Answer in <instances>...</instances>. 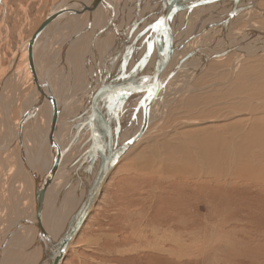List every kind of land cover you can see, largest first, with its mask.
<instances>
[{"label": "bare ground", "instance_id": "bare-ground-1", "mask_svg": "<svg viewBox=\"0 0 264 264\" xmlns=\"http://www.w3.org/2000/svg\"><path fill=\"white\" fill-rule=\"evenodd\" d=\"M58 1L55 9L51 8L47 15L49 18L46 27L39 31L34 42L29 37L26 42L20 44L3 75L4 78L8 72L5 81L3 80L4 89L9 83L22 86L25 73L18 72L21 68H18L21 56L34 49L41 54L39 60L36 53L33 54L32 60L30 59V63H33V58L37 60L32 79L34 87L29 90V99L20 110H28L22 123L24 125L28 120L26 126L21 130V124L19 132L14 131V126L18 129V122H12V113L8 110L5 115L6 129L0 139V145H6L5 149L0 146V158L3 163V151L11 156L9 159L14 158L15 155L11 153L14 142L21 139L25 160L19 159L20 164L18 163L16 172L20 176L18 182H22L24 186L25 180L29 178L28 189L31 191L29 203L17 209L21 222H15L11 228L7 227L8 236L4 241L0 240V264H37V261L38 264H47V257L54 244L52 236L57 237L61 233L72 211L77 208L92 184L96 169L102 163L111 125L117 123V146L126 148L131 137L137 135L145 125H150L158 115L163 114L164 109L180 93L191 89L186 87L187 84L202 74L206 65L234 56L231 65L235 68L248 57L264 53V27L259 22L260 19L264 20V0ZM137 4L141 5V8L147 6L146 10H140V17L136 11ZM52 5L54 6V3ZM157 29H161V32ZM52 40H57V43L55 41L54 45L51 44ZM158 58H167L168 64L154 79L150 71ZM75 65L77 68L81 65L77 73L73 69ZM147 78L149 79L146 84L150 93L147 92V86L139 88ZM175 79L179 82L173 83ZM46 80L49 85H45ZM106 83L112 84V89L97 97V90L99 87L104 89ZM194 89L192 91H195ZM14 94L17 97V94ZM149 94H153L150 102L147 99ZM3 95L0 91L1 102ZM42 100L45 101L44 104ZM98 110L104 112L105 119L101 120L102 122L97 118ZM14 132L17 133L16 140L13 137ZM146 133L148 132L136 138L123 157ZM192 136L191 139L197 144L194 152L180 144L182 138L175 137L176 148L184 163L195 161V164L214 175L218 174V170L224 173L231 163L241 158L247 161H252L253 158L260 160L262 155L255 153L256 149L253 151V148L257 146L264 149V124L253 120L247 121L244 129L240 125L233 126L227 137L220 134L218 136L216 132L203 137ZM262 153L264 155V152ZM161 157L156 152V155L142 158V171L151 174L163 170L165 164L161 165L158 160ZM91 160L95 162L94 167ZM120 161L112 164L110 175ZM158 163L161 166H158ZM169 165L171 166L167 171L172 174L176 171L189 173L188 167L184 168L185 164L178 165L176 161ZM4 166L2 165V168ZM260 167L249 168L245 173L257 174L255 177L264 175V165ZM4 169L9 171L10 168ZM240 170L234 174H243ZM25 212L27 214L23 218L21 215ZM80 230L57 264L63 263L69 249L75 245ZM134 230L131 232L132 239L127 240L119 239L120 237L111 232H104L105 239H101L99 246H96L98 252L109 253L106 239L122 243L130 251H138L140 247L134 242L140 241V237ZM171 238L170 241L175 243L173 239L176 238V243L185 245V252L174 253L171 246L161 245L162 237L158 238L156 235L152 241L157 246L152 244L148 249L167 254L171 264L173 255L178 259V263L188 259L187 236L175 235ZM89 239L91 238L84 239L85 243H88ZM83 243L76 244L81 246ZM129 244H133L130 249Z\"/></svg>", "mask_w": 264, "mask_h": 264}, {"label": "rangeland", "instance_id": "rangeland-1", "mask_svg": "<svg viewBox=\"0 0 264 264\" xmlns=\"http://www.w3.org/2000/svg\"><path fill=\"white\" fill-rule=\"evenodd\" d=\"M57 2L59 3L58 0H0V91L4 93L1 97L3 102L0 101V139L6 129L5 115L8 110L12 113V122L18 120L20 110L29 99L28 92L34 87L32 79L37 59L33 58V63L30 61L33 54H37L38 60L41 54L34 49L32 53L27 52L21 56L18 65V68H21L18 72L25 73L22 86L9 83L4 89L3 80L5 81L8 72L4 78L3 75L15 52L33 35L49 11L55 9ZM146 8L147 6L141 8V5L137 4L139 17L140 10ZM259 22L264 27V20L260 19ZM55 41L51 44L57 43V40ZM232 59L234 61V56L206 65L202 74L192 79L188 83L190 85L187 84L186 87L191 89L180 93L164 109V113L158 115V119L155 121V118V122L147 127L145 132L148 133L138 139L130 149L131 152H127L105 183L103 193L77 236L76 243H84L81 246L75 243L62 264H171L167 254L148 249L152 244L157 246L152 241L155 235L162 237L163 242L157 240L161 241V245L171 246L173 252L178 254L185 252V245L176 243L177 237L173 239L175 243L170 239L175 235L187 236L186 252L189 258L178 263V259L173 255L172 264H264V175L255 177L258 175L245 173L249 168H262L264 149L257 146L253 148V151L256 149L255 153L262 155L260 160L253 158L252 161H247L241 158L231 163L224 173L218 170V174L214 175L195 164V161L184 163L175 144V137L182 138L180 144L194 152L197 144L191 139L192 135L203 137L216 132L218 136L220 134L227 137L233 126L240 125L244 129L247 121L264 124V53L248 57L235 68L231 65ZM80 66H73L76 73ZM12 81L14 83V79ZM175 81L177 80L173 83ZM45 85H49L47 80ZM193 89L195 91H192ZM42 102L44 104L45 101ZM4 145H0L1 149L6 148ZM156 152L162 156L158 160L161 165L165 164L164 169L151 174L142 171L141 161L148 155H156ZM11 153L15 156L9 159L11 156L3 151L2 158L5 163L1 162L0 158L2 241L8 236L6 230L9 227L15 222H21L17 209L29 203L31 194L28 189L29 178L25 180L26 188L22 182H18L20 176L16 172L20 164L19 159L24 158L21 139L14 142ZM167 158L174 159L171 161H177L178 165L185 164L184 168L188 167L189 173L176 171L179 175L177 176L167 171L172 163ZM1 163L3 166L9 163V166L6 164L2 168ZM161 165L158 163V166ZM7 167L10 168L9 171L4 169ZM238 169H241L239 172L243 171V174H234ZM19 193H22V197ZM26 214L25 212L21 216L24 218ZM133 230L140 237V241L134 242L140 247L138 251H130L122 243L106 239L109 253L98 252L96 246L101 239H105L104 232H111L120 237L119 239L127 240L132 239ZM168 232L174 235H169ZM88 237L91 239L85 243L84 239ZM132 245L129 244V249ZM101 246L103 248V244ZM158 254L162 256H155Z\"/></svg>", "mask_w": 264, "mask_h": 264}, {"label": "water", "instance_id": "water-1", "mask_svg": "<svg viewBox=\"0 0 264 264\" xmlns=\"http://www.w3.org/2000/svg\"><path fill=\"white\" fill-rule=\"evenodd\" d=\"M57 17H59V16H57ZM48 18L49 17H47L40 24V26L37 28V30L30 37V39L33 40V42L37 38L39 33L46 27ZM161 29H162V27H161ZM161 29L160 30L157 29L158 32H161ZM167 64H168L167 58H158L155 66L150 71L152 77H154V79H156L158 77V75L165 69ZM9 72L11 73V67L9 69ZM149 78L143 80L142 87H139L140 89H143L144 86H147L146 83H147V80ZM106 85L107 86L104 89L102 87H99V89L97 90V93H96L97 97L100 96L101 94L104 95L105 94L104 92H109L112 89V86H113L112 84L106 83ZM147 92H149L148 86H147ZM152 95L153 94L148 95L149 98H147V99L149 102L153 98ZM22 111L20 112V114L18 116V120H17L18 129H16L15 126L13 129L14 131L17 130V132H19V128L21 127V124L24 123L23 121H24L25 117L27 116L26 113L28 112V110H25L23 112ZM97 114H98L97 115L98 120L101 121V120L105 119L104 112L98 110ZM157 119L158 118H156L155 121ZM27 121L25 122L24 125L22 124L23 128L21 130L24 129ZM148 126H149V124L145 125L138 132L137 135H135L134 137H131L127 141L128 146H126V148H125V147L117 146V123L114 124L113 126L111 125L110 136L108 139L106 150L104 152V157H103L102 163L96 169V172L93 176L94 178L92 180V184H90V187L87 189V192L85 193L84 197L81 199V202L79 203L77 208L74 211H72V214L69 217L68 221L66 222L65 226L63 227V230L61 231V233L57 237L52 236L54 238V244H53L50 255L47 257V264H57L59 259L67 252V248H68L69 243L71 242V240L73 239V237L75 236L77 231L79 229H81L83 224L87 221L86 218L89 216V213L91 212V208H92L93 204L95 203L97 197H100L101 194L103 193L104 185L108 181V179L110 177V173L112 171L111 170L112 164L121 160L120 158L123 157V155L127 151L128 147L134 143V141L136 140V138L139 135H142L146 131ZM96 128H98V127H96ZM113 128L115 130H113ZM13 134H14L13 137L16 140L17 133L14 132ZM64 149H65V147L62 150H64ZM54 162H56V161H54ZM91 164L94 167L95 162L93 160H91ZM42 187L43 186H41V189H42ZM42 259L40 260V262L42 261ZM43 261H45V259H43ZM36 263L38 264V261Z\"/></svg>", "mask_w": 264, "mask_h": 264}, {"label": "snow or ice", "instance_id": "snow-or-ice-1", "mask_svg": "<svg viewBox=\"0 0 264 264\" xmlns=\"http://www.w3.org/2000/svg\"><path fill=\"white\" fill-rule=\"evenodd\" d=\"M163 22L161 21V24H162Z\"/></svg>", "mask_w": 264, "mask_h": 264}]
</instances>
